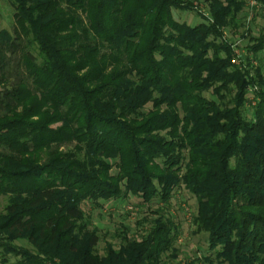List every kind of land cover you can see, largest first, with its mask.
I'll use <instances>...</instances> for the list:
<instances>
[{
	"label": "trees",
	"instance_id": "obj_1",
	"mask_svg": "<svg viewBox=\"0 0 264 264\" xmlns=\"http://www.w3.org/2000/svg\"><path fill=\"white\" fill-rule=\"evenodd\" d=\"M10 3L0 264H264V29L247 46L261 62L253 73L225 37L244 1L210 0L212 17L196 25L174 16L194 9L185 0ZM180 187L197 199L194 232L215 259H177L165 207ZM128 196L158 201L150 227L100 255L87 204Z\"/></svg>",
	"mask_w": 264,
	"mask_h": 264
},
{
	"label": "rangeland",
	"instance_id": "obj_2",
	"mask_svg": "<svg viewBox=\"0 0 264 264\" xmlns=\"http://www.w3.org/2000/svg\"><path fill=\"white\" fill-rule=\"evenodd\" d=\"M191 2L193 10H174V16L179 21H185L196 25L204 17L211 18L210 0H185ZM245 8L240 15V23L233 28L225 29V37L233 45L234 55L232 62L236 65H245L252 71L261 66L255 54L247 49L251 37H256L264 29V7L256 0H243ZM198 12V13H197ZM15 25L14 8L10 0H0V31L8 29L13 31ZM245 32L246 37L242 36ZM261 55V54H258ZM254 102V98L250 97ZM249 106V105H248ZM8 204V196L0 195V212L5 210ZM158 201L150 205L138 202L132 196L127 198L102 202V207L97 204H87L90 229H95L99 235L97 251L103 255L108 244L119 248L125 237H140L150 227L151 218L155 216L153 211L157 208ZM160 205H162L160 203ZM172 213L176 221L178 242L176 243L178 261L185 263L193 258H202L205 255L215 259V253L209 248L207 234L195 233L192 218L198 209V202L194 195L188 193L183 187L177 188L171 202L165 207ZM25 244V242L20 241ZM16 258L10 256V264H14ZM217 264V263H216Z\"/></svg>",
	"mask_w": 264,
	"mask_h": 264
}]
</instances>
